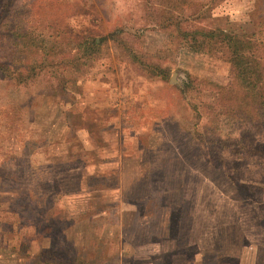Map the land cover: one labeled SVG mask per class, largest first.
I'll use <instances>...</instances> for the list:
<instances>
[{"label":"rangeland","instance_id":"rangeland-1","mask_svg":"<svg viewBox=\"0 0 264 264\" xmlns=\"http://www.w3.org/2000/svg\"><path fill=\"white\" fill-rule=\"evenodd\" d=\"M259 1L0 0L4 45L13 16L47 41L66 32L55 48H23L40 63L34 75H0V264H45L41 249L55 244L52 264H264V124L216 97L232 79L228 54L191 50L182 35L201 26L251 32ZM75 35L106 43L86 57L62 47ZM96 143H119L132 174H148L139 209L147 225L124 209L123 238L89 256L73 214L86 199L72 192L83 159L95 158L83 149Z\"/></svg>","mask_w":264,"mask_h":264},{"label":"trees","instance_id":"trees-1","mask_svg":"<svg viewBox=\"0 0 264 264\" xmlns=\"http://www.w3.org/2000/svg\"><path fill=\"white\" fill-rule=\"evenodd\" d=\"M259 2V6L262 8V12L259 13L261 15V20L257 21L256 28L251 32L236 33L223 28L207 29L201 26L193 29H183L182 35L184 37L190 36L191 44L189 45V48L191 50L199 51L201 48H205L206 50L218 48L228 54L227 60L230 64L232 79L226 85L218 87L220 90H218L216 97L218 98L219 96L220 99H223L221 104H224L225 107L229 106L232 109L239 107L240 111L247 112L250 119L258 120L264 124V0H260ZM10 3L12 6L14 0H10ZM6 4L8 3H5L4 5L2 4V6L0 5V75L5 73V76L7 77L8 74H16L22 80H25L27 79L25 77H28V75L35 74V69H37L40 63L26 54L23 48H38L41 50V47H43L48 49V46L46 45H49V49L55 48L56 46L54 43H57L59 41L58 39L61 38V34H65L66 32L65 30L57 31L55 35L56 40L50 38L48 39L49 41H47L43 39V36L40 35V33H37L35 29H27L24 32L20 31L18 22H16V18L13 16V19L8 23V27H10L11 30V35H9L11 42L7 41V44L4 45L2 43V38L4 36L3 33L5 32V28H3L4 15H2V9ZM201 6L203 7V5ZM195 7L196 5L191 6V8ZM160 16L162 21L165 22L163 24L174 20L170 15L160 14ZM183 16L186 17L184 11ZM28 39H30V41ZM78 39L79 37L77 38V35L65 39L63 41L65 46L62 47L70 48L72 45H75V51H81V55L85 54L87 55L86 57H88V54L92 52L94 46H100V44L106 43V37H104V35L99 42L96 38L90 36H84L81 39ZM21 40H25L24 42H26V44L18 45ZM112 42L114 46L117 45L122 47L125 45L124 47L132 49L130 46H126V42L122 38H117L118 43H116V38L112 37ZM50 51L51 50H49V53ZM45 53L46 56L49 54L47 51ZM128 53L129 55L133 54V49L129 50ZM133 56L137 55L134 54ZM133 56L130 55V58ZM8 57L9 60L6 61ZM77 57L78 56H75L74 58L76 59ZM19 58L21 61H19ZM137 61L143 64L147 63V66L153 69L155 73L161 74L162 76L166 73V70L162 69L155 63H151V60L137 58ZM25 72L26 74H23ZM2 76L3 78L5 77L4 75ZM187 86L188 84L185 85L184 92L188 91L186 89ZM184 99L190 106L191 110H196L193 106L194 103L192 102V99L189 97L186 98L185 96ZM252 113H254L255 117H253ZM236 114L238 116L240 115V113ZM241 116L243 117V115ZM56 247V244L52 247H43L41 250L44 251V256L41 254L39 259L45 264H52L54 260L58 259L57 251L60 248L57 249ZM63 252H65L63 255H67L68 258L71 257L68 253V248ZM59 258L62 262L63 257L60 256Z\"/></svg>","mask_w":264,"mask_h":264},{"label":"crops","instance_id":"crops-1","mask_svg":"<svg viewBox=\"0 0 264 264\" xmlns=\"http://www.w3.org/2000/svg\"><path fill=\"white\" fill-rule=\"evenodd\" d=\"M83 150L92 152L95 158L83 159L78 184H73V186H77L79 192L73 191L72 193H79L86 199L85 204L80 207V211L73 214L82 215L79 224L85 229L86 240L89 242L86 255L94 256L109 253L108 242L123 238L124 209L128 208L132 216L138 217L136 219L138 223L147 225L145 222L147 216L139 209L146 206L145 202L148 197V183L146 182L149 179L146 177L148 176L146 172L136 176L132 174L129 168L130 155L122 153L119 143L116 147L111 146V148H108L107 144L96 143ZM165 200L159 205L160 209L167 207V199ZM114 226L117 230L112 236L110 232ZM192 246L194 247L196 244L192 243ZM115 255L119 254L115 253Z\"/></svg>","mask_w":264,"mask_h":264}]
</instances>
